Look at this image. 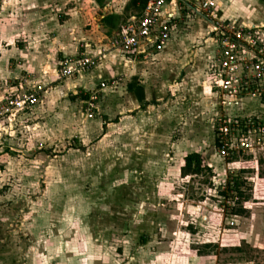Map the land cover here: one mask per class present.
Wrapping results in <instances>:
<instances>
[{"label":"rangeland","instance_id":"1","mask_svg":"<svg viewBox=\"0 0 264 264\" xmlns=\"http://www.w3.org/2000/svg\"><path fill=\"white\" fill-rule=\"evenodd\" d=\"M10 2L0 6L3 31L7 20L24 24L22 6ZM213 4L211 13L223 21L264 31V0ZM196 22L176 28L171 56L134 61L144 63L134 66L146 94L141 105L120 71L104 82V92L99 82L72 88L71 80L86 79L90 70L62 77L61 62L77 55L52 56L53 34L29 40L41 49L38 61L55 62L50 70H26L10 60L9 43L0 39V99L22 94L13 87L19 83L42 90L31 112L11 117L12 138L0 152V264H264V150L255 159L219 156L218 124L237 114L230 96L212 83L215 37ZM110 35L86 42L107 45ZM74 44L79 51L83 43ZM236 74L240 86L244 75ZM66 83L70 89L54 92ZM250 118L254 127L264 124ZM192 153L210 172L182 176L184 157Z\"/></svg>","mask_w":264,"mask_h":264},{"label":"built area","instance_id":"2","mask_svg":"<svg viewBox=\"0 0 264 264\" xmlns=\"http://www.w3.org/2000/svg\"><path fill=\"white\" fill-rule=\"evenodd\" d=\"M170 5L186 17L200 15L210 19L216 44V55L209 65V71H212L215 79L212 82L214 89L227 97L230 96L232 106H238L241 100L248 97L257 98L264 103L263 27L238 25L221 20L217 13H211L213 0H147L143 13L131 17L109 39L110 47L136 59L147 60L161 53L171 39L175 22L181 19L171 12H165V8ZM240 54H246L248 60H240ZM94 64L92 58L85 56L78 60H65L61 63V75L65 78L80 75L91 70ZM238 71L244 75L240 86H237L235 80ZM229 73H233L232 78H229ZM261 78L263 83L257 84ZM230 82H233L234 87ZM106 86L104 82L101 83L100 90L106 89ZM21 90L24 91L22 94H8L0 103V130L14 114L32 110L42 91L40 87L30 90L26 85L25 88L21 87ZM239 118L242 121L238 122ZM254 126L250 116L222 119L216 129L215 140L219 156L229 159L233 152H236L240 155L248 153L255 159L258 152L264 150V124ZM251 133L255 134L252 138ZM1 150L3 145L0 136V152Z\"/></svg>","mask_w":264,"mask_h":264},{"label":"crops","instance_id":"3","mask_svg":"<svg viewBox=\"0 0 264 264\" xmlns=\"http://www.w3.org/2000/svg\"><path fill=\"white\" fill-rule=\"evenodd\" d=\"M11 1V5L14 3H18L23 8V14L21 17V21L24 23L22 25L14 24V22L8 21V25L10 28L6 31L0 30V39L2 41H8L10 51V60L17 58L19 61L23 62V66L26 70L39 71L41 69H51L56 64L53 60L50 67L45 65L46 60L43 58L46 55L41 54L43 57L42 61H38L35 58L39 49L33 50L32 44L29 40H35L39 38H43L44 35L53 34L55 38L52 44V56L63 54L64 56L68 55H77L75 60L81 59L82 57H89L94 60V66L89 71L90 73L86 76V79L77 76L68 77L66 80H71L73 82L74 87H83L93 86L99 82L100 84L106 82L108 79H112L117 73L120 71L126 77L129 78V82L126 85L127 93L132 96L133 100L137 105H141L146 100V94L144 89L141 86H138L137 81V73L135 74L134 66L136 65H144L143 62H134L135 60H139L130 56H126L122 54L119 50L112 49L110 47L109 39L115 35L118 30L124 25L131 17L137 16L136 14L130 15L129 19L125 20L124 14L128 12L130 9H134L138 11L139 14H142L144 9L142 10L138 7L139 3L134 0H0V6L4 5V3H8ZM17 4V5H18ZM165 12H171L175 17H181L178 21L175 22V27L172 31L171 39L166 44L164 49L162 50L160 55H168L171 56L172 45L174 42L179 40V37L176 33V28L180 25H183L184 22H195L197 20V24H205L208 29H210L209 33H212V25L205 21L204 17L200 15H191L186 17L184 14H179L178 10L174 8L172 5L167 6L165 8ZM219 15V14H218ZM221 20L222 17H221ZM3 21L0 18V23ZM123 23V24H122ZM183 23V24H182ZM56 25L52 27V25ZM86 28L85 30L81 29V26ZM205 26V27H206ZM41 28V29H40ZM179 29V27H178ZM109 38L107 39L108 44H93L92 46L89 42H86L87 38L91 41L93 38L100 41L102 38L105 39L107 35ZM21 38L25 41L24 45H16L13 42L14 39ZM101 38V39H100ZM98 41V42H99ZM101 42V41H100ZM74 43H83L81 44V48L78 51V48H75ZM47 43L43 45L45 49ZM107 47V49L105 48ZM111 49V50H110ZM47 51V50H46ZM3 53H6L5 51ZM216 53V46H215ZM158 54V55H159ZM175 54V53H174ZM13 55V57H12ZM156 55V56H158ZM81 56V57H78ZM154 56V57H156ZM153 57V58H154ZM49 58V57H47ZM145 60V59H143ZM62 63V62H61ZM53 65V66H52ZM61 65V64H60ZM22 66V64H21ZM20 66V67H21ZM133 68V71H132ZM133 72V73H132ZM12 75V74H11ZM43 81V80H42ZM47 86L53 85L51 80L43 81ZM68 82V81H67ZM66 86H58L55 88V93H59L60 91H65V89H70L68 83ZM85 85V87H84ZM15 89H18L23 86L19 83L16 86H13ZM25 88V87H23ZM29 88V86H28ZM12 89V88H9ZM109 88L101 90L104 92ZM6 93V91H5ZM63 93V92H62ZM53 94V92H51ZM5 95V94H4ZM48 95V94H47ZM50 96V95H49ZM52 96V95H51ZM87 97V96H85ZM82 99V98H81ZM88 99V97L86 98ZM3 100L1 97L0 102ZM83 100V99H82ZM85 100V98H84ZM233 113H236V116H257L259 118L264 119V106H261L256 103L254 100L243 99L240 101L238 106H232L231 108ZM30 111H26L25 114H28ZM28 116V115H27ZM10 120L7 122L9 123ZM10 124H5L1 128V142L3 145V149H7V142L12 138L10 132ZM209 165V164H208ZM207 165V166H208ZM210 168V166H208Z\"/></svg>","mask_w":264,"mask_h":264},{"label":"trees","instance_id":"4","mask_svg":"<svg viewBox=\"0 0 264 264\" xmlns=\"http://www.w3.org/2000/svg\"><path fill=\"white\" fill-rule=\"evenodd\" d=\"M139 3L140 8L143 10L146 6L147 0H134ZM140 15V14H138ZM86 99V97H84ZM217 144V142H215ZM184 163L181 167V174L183 177L192 176L201 173L202 171L210 172V169L203 164V160L199 154L192 153L184 157ZM239 183L234 182V189L238 192ZM241 212H236L234 215H241Z\"/></svg>","mask_w":264,"mask_h":264}]
</instances>
